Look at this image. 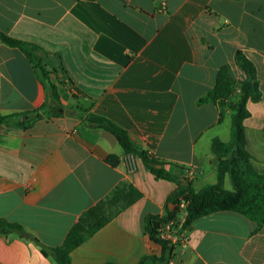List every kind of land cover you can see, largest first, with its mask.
<instances>
[{"label":"crops","instance_id":"obj_1","mask_svg":"<svg viewBox=\"0 0 264 264\" xmlns=\"http://www.w3.org/2000/svg\"><path fill=\"white\" fill-rule=\"evenodd\" d=\"M0 30L39 47L38 56L63 69L59 114L29 128L0 126V218L21 225L26 238L0 233V264H56L43 245L63 242L79 215L127 182L139 197L69 254L70 264H139L162 247L144 231L147 214H161L172 180L124 154L89 113L124 129L138 148L168 169L194 168L192 187L215 182L212 138L230 139V111L219 121L212 103L197 99L241 50L254 64L261 97L243 121L252 165L264 171V0H0ZM68 79V80H67ZM46 89L27 57L0 41V115L39 108ZM114 154L117 165L105 159ZM227 188V187H226ZM234 211L192 220L167 264H264V225ZM141 264H163L150 258Z\"/></svg>","mask_w":264,"mask_h":264},{"label":"trees","instance_id":"obj_2","mask_svg":"<svg viewBox=\"0 0 264 264\" xmlns=\"http://www.w3.org/2000/svg\"><path fill=\"white\" fill-rule=\"evenodd\" d=\"M0 41L18 48L32 63L38 77L46 89V98L43 105L35 110L20 112L12 115H0V126H16L29 128L36 119L43 115L57 116L61 107L60 96L66 91L63 78H67L63 69H60V78L49 62L38 56L39 47L15 38L0 30ZM233 64L243 71L245 77L235 80L230 76V64L221 65L216 74L212 88L197 99V104L212 102L218 108L219 121L224 111H230V139L227 142L214 137L210 142V151L213 155L215 182L206 184L200 189L192 187L191 180L182 179L171 172L168 167L175 166L170 162L158 160L134 145L127 132L109 119L89 113L86 121L96 128L110 132L123 153L137 155L145 168L159 177L172 180L176 187L165 198L161 214H147L143 218L144 231L149 237L162 247L160 256H143L154 262L167 264L174 245L160 237L159 228L170 225L175 232L181 229L175 223L182 211H186L182 221L185 228L192 220L216 211H234L240 213L256 224V230L264 225V171L257 170L251 163V155L245 148L243 121L249 117L248 102H257L261 97L254 64L243 54L236 50L233 54ZM68 80V79H67ZM105 161L115 166L119 157L110 154ZM176 167V166H175ZM228 178L231 188L224 186ZM139 197V192L129 183H118L104 198L83 211L76 222L70 227L63 242L54 247L43 245L38 239L30 235L43 254H50L56 264H70V252L84 240L93 235L98 229L110 221L118 212L132 204ZM184 202L185 206L180 207ZM0 233H16L26 238L25 229L14 222L0 218ZM110 264V263H106Z\"/></svg>","mask_w":264,"mask_h":264},{"label":"built area","instance_id":"obj_3","mask_svg":"<svg viewBox=\"0 0 264 264\" xmlns=\"http://www.w3.org/2000/svg\"><path fill=\"white\" fill-rule=\"evenodd\" d=\"M136 158L137 155L132 153H125L122 155L121 160L125 165V168L127 171H133L136 168ZM177 175L182 179L191 180L195 175L194 168L189 167H181L177 168ZM185 203H180V207H184ZM160 237L162 239L167 240L171 245H175L177 243H181L184 241V236L181 232H173L170 228V225H163L161 228H159Z\"/></svg>","mask_w":264,"mask_h":264},{"label":"rangeland","instance_id":"obj_4","mask_svg":"<svg viewBox=\"0 0 264 264\" xmlns=\"http://www.w3.org/2000/svg\"><path fill=\"white\" fill-rule=\"evenodd\" d=\"M224 186L227 187L228 189L231 188V185H230V182H229L228 178L225 179ZM185 214H186V211H182V212L179 214V216H178L179 220L177 221V223H175V224H176L175 226L181 229V230L178 231V232H181V231L184 229V228L182 227V221H183V219H184V217H185ZM175 230H176V229H174L173 231H175Z\"/></svg>","mask_w":264,"mask_h":264}]
</instances>
